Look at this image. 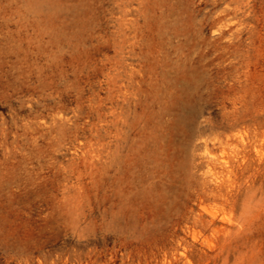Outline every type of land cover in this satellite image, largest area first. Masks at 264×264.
Segmentation results:
<instances>
[{
	"label": "rangeland",
	"instance_id": "rangeland-1",
	"mask_svg": "<svg viewBox=\"0 0 264 264\" xmlns=\"http://www.w3.org/2000/svg\"><path fill=\"white\" fill-rule=\"evenodd\" d=\"M0 264H264V0H0Z\"/></svg>",
	"mask_w": 264,
	"mask_h": 264
}]
</instances>
